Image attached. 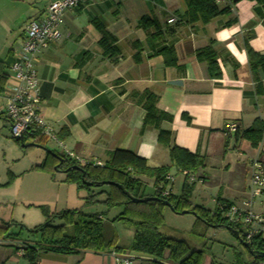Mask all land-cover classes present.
<instances>
[{
    "label": "crops",
    "instance_id": "0c3cea01",
    "mask_svg": "<svg viewBox=\"0 0 264 264\" xmlns=\"http://www.w3.org/2000/svg\"><path fill=\"white\" fill-rule=\"evenodd\" d=\"M49 1L0 0V35H5L3 41L17 35L11 27L25 17L19 34L11 39L5 58L0 59L6 65L11 63L12 45L21 43L26 23L41 17ZM19 4L25 8L15 18L14 11ZM219 7L228 8V12L206 24L186 22L183 0H90L65 12L61 38L40 53L36 61L41 113L57 135L63 134L60 140L64 146L75 155L100 164L108 159L111 152L126 150L145 159L149 167L157 168L169 165L167 148L157 142L159 130L169 131L176 146L191 153L197 152L205 160L222 152H225L224 157L227 156L231 142H234L239 156L253 154L249 160L245 158L243 162H236L240 177L230 178L231 181L229 177L220 180L215 195L210 196L212 209L207 208L209 197L203 194L206 189L204 192L192 190L190 202L213 212L218 200L239 204L248 198L251 174L245 170H249L251 159H258L264 165V141L257 149L251 148L250 151L246 149L248 145H243L242 150L246 141L239 140L236 132L225 135L224 129L226 125L235 123L240 133L256 118L264 121V78L261 79L263 93L257 95L246 50L247 45L253 52L264 54V0H239ZM143 16L158 21L165 33L162 45L173 48L176 65L166 66L162 56L152 55L147 44L148 36L139 28ZM93 22L103 25L115 40V55L103 54L98 45L101 35ZM207 46L216 54L222 71L221 79H211L207 65L196 60L197 51ZM136 55L138 61L134 60ZM145 92L155 95L157 109L172 118L171 121H162L159 129L152 126L142 129ZM44 158L45 155L41 162ZM229 165L221 166L224 174H228ZM199 171L196 176L204 185L208 177L204 169ZM58 173L62 177L57 180L46 175L47 184L55 191L53 198L66 191V195L73 193V197L80 201L82 195L79 190L75 185H65L64 173ZM140 179H146L143 182L150 188L146 194L155 191L152 179ZM185 184L182 176L178 187L175 188L173 182L168 190L180 196ZM68 197L64 195L60 209L57 204H48L53 207L51 213L80 209H70ZM103 200L104 196L95 199ZM54 201L58 203L56 199ZM11 204L7 214L0 216V225L1 222L19 223L31 229L45 221L43 216L31 224L32 212L27 210V206L35 204ZM252 208L264 216V192L253 198ZM91 209L92 214L105 212L104 207ZM114 210L117 209L101 217L104 223L114 217ZM194 223L195 219H192L190 229ZM6 241L0 244V264H29L23 246L33 244L27 240ZM206 246L213 248L207 242ZM194 248L197 249L196 246ZM114 254L131 255L132 264H171L167 260L114 250H81L68 255L36 251L35 264H116Z\"/></svg>",
    "mask_w": 264,
    "mask_h": 264
},
{
    "label": "trees",
    "instance_id": "16d2710c",
    "mask_svg": "<svg viewBox=\"0 0 264 264\" xmlns=\"http://www.w3.org/2000/svg\"><path fill=\"white\" fill-rule=\"evenodd\" d=\"M183 1L186 5V22L191 24L195 22L206 24L213 18L228 12V8L220 9L211 0ZM237 1L239 0H231V3ZM93 25L101 35L98 45L103 50V54L105 56L115 55L117 53L114 46L115 40L99 22H93ZM139 28L148 36L147 44L152 55L162 56L166 66L176 65L173 48L162 45L164 44L163 35L165 33L158 21L143 16L140 19ZM246 50L249 70L256 85V94L261 95L263 93L261 79L264 78V54L253 52L247 45ZM134 60L138 61L139 57L136 55ZM196 60L207 65L211 79H221L222 71L218 65L216 54L210 46L198 50ZM8 67L9 65L0 60V95L4 91ZM156 104L157 97L150 92H145L143 105L145 116L142 129L148 126L159 129L162 121L172 120L171 116L158 110ZM235 135L239 140L246 141L251 148L257 149L264 141V121L256 118L247 129L240 133L236 130ZM62 136L63 134H58L59 139ZM13 141L20 144L18 141ZM157 142L167 148L169 165L157 168L149 167L145 159L126 150L111 152L108 159L101 165H93L92 163L81 165L66 159L63 154L53 151L62 159V163H60L51 154L45 153L44 160L31 170L50 174L59 170L65 175L64 183L75 185L77 190L86 191L87 195L83 198L84 205L101 204L105 208V212L87 214L82 212L81 209H74L50 213L46 206H38L37 208L40 209L45 221L41 225L28 230L33 236H38L33 245L26 244L23 246L29 264H35L37 260L36 251L68 255L81 250L132 252L157 260H167L171 264H225L215 260L211 248H208L206 243H203L201 249L191 248L186 241L166 236L159 231L164 223L163 209L167 208L165 202L170 205L174 213L180 214L182 211H187L189 214L194 213L195 223L190 234L199 240L205 238L209 228H220L228 225L218 216L216 211L210 212L202 206H196L190 202L192 186L186 180L180 196L171 193L166 197L161 196L157 188H166L168 184L166 176L170 174L172 167L177 169L179 173L187 172L194 176L197 170L204 168L205 159L197 152L191 153L176 146L173 143L172 133L169 131L159 130ZM74 166L79 169H73ZM142 177L153 180L156 186L153 193L146 194V185L140 179ZM11 178L12 175L3 186H9ZM199 180L201 181V178ZM104 182L121 185L133 198L142 199L150 196L161 201L132 203L115 184L102 185ZM100 196H104V200L101 202L95 201ZM216 202L225 201L218 200ZM113 209L121 210L114 215L109 221L110 223L120 222L135 227L128 247L117 246L116 236L111 239L104 236V222L101 217H106ZM55 221H58V224H54ZM12 225L16 224L1 222V238L6 235V239L16 240L19 233L9 232ZM67 228L71 229L69 233H67ZM233 229L240 231L239 228ZM239 245L242 250L233 249L232 261L226 264H264V240L260 237H254L249 241V245L244 246L243 243H239Z\"/></svg>",
    "mask_w": 264,
    "mask_h": 264
},
{
    "label": "rangeland",
    "instance_id": "374dc122",
    "mask_svg": "<svg viewBox=\"0 0 264 264\" xmlns=\"http://www.w3.org/2000/svg\"><path fill=\"white\" fill-rule=\"evenodd\" d=\"M24 8L25 6H20L19 4L17 6V10L14 11V17L18 18L21 14V10H23ZM24 20L25 17L19 22H16L15 25L11 27L14 34H19V30L23 26ZM17 35H11L12 37L8 38L7 41H3L5 35H0V59L5 58V54L7 53L9 44L11 43V39H13L14 37L16 38ZM12 46L15 52L19 51L20 45L13 44ZM4 106L5 101L0 97V113L4 112ZM243 143L244 144H242L241 149L244 150L243 145H248V147L246 146V149L251 151V147L249 146V144H247V142ZM235 147L236 146L234 145V142H231V147L230 150L227 151V156L224 157L225 152H222L220 154L212 155L211 158L205 160L206 166H204V168L202 169L205 170V175L208 178L204 185L201 184L202 182L197 181L199 180V178L196 175L197 173H200V169L197 170L196 173H194L196 182L190 183V185L192 186V190H199L201 192H204V189L207 190V192L203 194L204 196L209 197L206 203L208 206L207 208L209 209H212L213 207V203L210 201V196L215 195L217 191L216 187L220 184V180L226 177H229L228 179L230 181L231 179H235L236 176L240 175V170L237 168L236 162H243L245 158L246 160H249L253 157V154L251 155L250 153H248V157L239 156ZM44 148L52 150L55 153H60V150L51 143H47ZM44 155L45 151L40 148L30 147L22 149L19 143L14 142L9 137V129L7 127V122L5 121L3 116H0V216L7 214L8 208L12 206L11 202L25 205L35 204L27 206V210H31L32 212L31 221L33 223L31 224H35V222H37L43 217L40 209L36 206H46L49 212L51 213L53 212V207H50L51 204H57V208H62L61 201L63 202L62 198L64 197V195L69 196L67 198V201L69 202L68 205L70 206V209L80 207V209L83 210L82 212L90 213L91 211L89 210H92L91 208L94 206H96L97 209L98 207L99 209L103 207H101V205L99 204L84 205V200H82V198H85L87 195L85 190L78 191L80 192V195H82L80 201L76 197H73V193H69V195H66V191H63V194L61 193L58 195L59 199L57 197L53 198L55 195V191L49 186V184H47L48 178L46 179V175H48L52 179L55 178V180H57L62 177L61 174H59L58 172L50 174L46 172L31 170V168L40 164ZM227 163L230 164L229 171L228 174H224V171L221 170V166ZM245 171L249 173L250 168L249 170L246 169ZM170 172L171 176L173 177L174 185L176 188L178 187V184H180L182 174L176 171L174 167L170 169ZM10 175H12L11 184L9 186H3L9 181ZM247 176L249 175L247 174L246 177ZM143 181L146 182V179H144ZM65 185L68 186L70 184ZM145 185L146 193H149L150 188L148 187L147 183H145ZM166 188L169 189V187L167 186ZM54 199H56L58 203H55ZM78 203L80 204L78 205ZM48 204H50V206ZM114 211L115 212H113L112 214L113 216L117 214L120 209ZM163 219L164 223L159 229L161 233L172 238L184 240L188 243L191 248H194L196 246L197 249H201L203 243L206 242L208 243V246L213 245L211 253L213 254L217 262L226 264V262L232 260L233 249H236L237 251L242 250L238 241L228 231L222 228H209L207 230L208 236L206 235L205 238L200 241L195 240V238L190 234L189 231L191 230L189 228L190 221L192 219H195V217L191 214L181 215L172 212L169 208H164ZM54 224H58V221H55ZM21 225L22 224L17 223L16 225L11 226L9 232L19 233V235L16 237V240H19L20 242H24L27 240L34 244L37 241L38 236H33L28 231L30 230L29 228H26V226L24 225H22L23 227L21 228ZM70 231L71 229L67 228V233H69ZM134 231V226L124 225L120 222L104 223V236L107 239H111L113 236H116V244L120 247H128L130 245ZM240 231L242 230L240 229ZM0 239L6 241V235H4L2 238L0 237Z\"/></svg>",
    "mask_w": 264,
    "mask_h": 264
},
{
    "label": "built area",
    "instance_id": "2783aa9c",
    "mask_svg": "<svg viewBox=\"0 0 264 264\" xmlns=\"http://www.w3.org/2000/svg\"><path fill=\"white\" fill-rule=\"evenodd\" d=\"M90 0H50L37 19L29 20L24 29L19 51L13 52L9 74L4 91L0 95L5 101L3 117L7 122L9 137L18 142L46 146L55 145L66 159L81 165L100 163L83 159L69 151L58 138L55 129L45 121L40 109L39 80L36 72L37 56L61 38L63 15ZM215 5L229 4L231 0H211ZM235 123L226 125L224 134L235 133ZM249 197L239 204L216 202L214 211L224 222L239 228L247 234L246 241L254 237L264 240V216L253 210V198L264 192V165L258 159H251ZM188 184L196 182L195 176L181 173ZM167 187L172 185L173 177L166 176ZM198 182L200 180H197ZM202 182V181H200ZM162 197L170 193L168 188H157ZM0 239V244L3 243ZM116 264H132L133 257L128 254H114Z\"/></svg>",
    "mask_w": 264,
    "mask_h": 264
},
{
    "label": "water",
    "instance_id": "95a60500",
    "mask_svg": "<svg viewBox=\"0 0 264 264\" xmlns=\"http://www.w3.org/2000/svg\"><path fill=\"white\" fill-rule=\"evenodd\" d=\"M15 141H18V138L15 139ZM20 146L23 149L30 148V147L40 148V149L44 150L45 153L51 154L53 157L58 159L60 163H62V159L57 154H55L52 150L45 149L43 146L35 145V144H31V143H26L25 144V143H22V142H20ZM73 169H79V168L77 166H74ZM58 172H60V171L58 170ZM113 184H115V183H113V182H104V183H102V185H113ZM115 185H116V187L119 190H121V192L124 195H126L130 199V201L132 203H145V202H150V201H161L160 199H158L156 197H150V196L144 197L142 199L133 198L123 189V187L121 185H118V184H115ZM165 205H166L167 208H169L172 211V208L170 207V205L168 203L165 202ZM180 214L181 215H185V214H189V212L182 211V212H180ZM191 215L194 216V213H192ZM220 228L225 229L226 231L231 233L238 240V242L239 243H243L244 246L249 245V241H246L247 234L245 232H240V231H238L236 229H233V228H231L229 226H221Z\"/></svg>",
    "mask_w": 264,
    "mask_h": 264
}]
</instances>
